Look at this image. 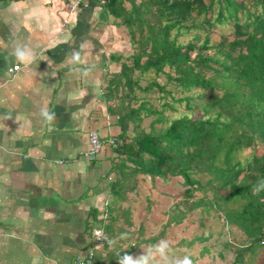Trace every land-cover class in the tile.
<instances>
[{"label": "trees", "instance_id": "trees-1", "mask_svg": "<svg viewBox=\"0 0 264 264\" xmlns=\"http://www.w3.org/2000/svg\"><path fill=\"white\" fill-rule=\"evenodd\" d=\"M105 8L126 30L132 54L120 72L104 78L103 97L121 144L113 148L118 162L108 210H91L87 224L90 235L100 224L113 241L100 248L107 255L95 252L94 264H124L140 242L148 244L142 231L124 228L133 222L131 206L123 204L144 179L182 180L162 235L171 221L179 225L202 209L231 237L217 253L222 264H251L264 235V0H108ZM154 89L159 111L136 95ZM182 103L190 115L165 116ZM112 245L120 249L110 251ZM210 251L203 246L199 256ZM230 252L233 260L226 262Z\"/></svg>", "mask_w": 264, "mask_h": 264}, {"label": "crops", "instance_id": "crops-1", "mask_svg": "<svg viewBox=\"0 0 264 264\" xmlns=\"http://www.w3.org/2000/svg\"><path fill=\"white\" fill-rule=\"evenodd\" d=\"M72 1L0 0V264H74L110 203L116 154H83L92 130L117 141L104 78L132 50L105 3Z\"/></svg>", "mask_w": 264, "mask_h": 264}, {"label": "rangeland", "instance_id": "rangeland-1", "mask_svg": "<svg viewBox=\"0 0 264 264\" xmlns=\"http://www.w3.org/2000/svg\"><path fill=\"white\" fill-rule=\"evenodd\" d=\"M217 36L218 32L214 34L215 38ZM145 84L146 80L143 79L141 85L144 87ZM167 89L170 90L172 87L168 86ZM136 95L140 99L146 100L150 106L155 107L158 111L161 109L162 102L156 100L159 94L155 92V89L148 93L136 91ZM177 96L179 95L177 94ZM175 107L177 112H170L167 109L164 112L165 116L172 118L183 114L190 115V112L185 109V104H175ZM196 113L198 112L196 111ZM152 120L151 117L144 119L142 126L146 131L150 130L149 124ZM155 128L161 129L163 125L156 124ZM112 150L113 147L110 142L106 141L102 144V150L97 158H104V155L112 153ZM138 188L136 193L130 195V201L123 204L124 207L131 206L133 225L124 227L126 226L124 221L121 224L125 229L136 231L135 234L139 230L142 231L144 238L150 240H147L148 244L140 242L137 251L132 256L127 255L125 257L124 264H180L185 258L190 259L192 264H222L217 253L221 250L222 243L231 237L227 235L226 229L222 227V223L213 214H205L202 209H196L187 221H183L179 225H175V221H171L170 227L163 230L164 235H162V226L168 218L172 217V209H174L177 198L183 190L181 179L167 180L166 182L161 180L150 182L148 179H144L138 183ZM178 218L180 219L181 215H178ZM210 233L213 236L208 241L201 244L193 243L192 240L195 238L207 237ZM218 235L222 236L218 237ZM238 238L245 239L243 235ZM182 239L183 243L180 241ZM151 240H156L153 245H149ZM203 246L210 247L211 251L210 254L200 257L199 250ZM119 249L120 246L118 245H112L109 248L110 251H118ZM256 255V258L250 261L251 264H258L264 257L263 243ZM233 256L232 252L225 254V261H232Z\"/></svg>", "mask_w": 264, "mask_h": 264}, {"label": "built area", "instance_id": "built-area-1", "mask_svg": "<svg viewBox=\"0 0 264 264\" xmlns=\"http://www.w3.org/2000/svg\"><path fill=\"white\" fill-rule=\"evenodd\" d=\"M102 3H106L108 0H99ZM88 7L87 3H84L82 0H75L68 4V12L72 14L73 12L86 9ZM64 23H67L64 20ZM19 67H14L11 72L17 71ZM110 145L114 148L117 146V141L110 140ZM102 150V143L100 138L95 130H92L88 133V150L83 154L84 158L89 162H94L97 159V156ZM62 162H60L61 164ZM92 236V245L84 250L83 255H79L74 260V264H94L95 251L103 246L110 245L113 241L110 239L108 234L102 227L94 228L91 231ZM264 243V235H263Z\"/></svg>", "mask_w": 264, "mask_h": 264}, {"label": "clouds", "instance_id": "clouds-1", "mask_svg": "<svg viewBox=\"0 0 264 264\" xmlns=\"http://www.w3.org/2000/svg\"><path fill=\"white\" fill-rule=\"evenodd\" d=\"M180 264H192V262L190 259L185 258L183 261L180 262Z\"/></svg>", "mask_w": 264, "mask_h": 264}]
</instances>
